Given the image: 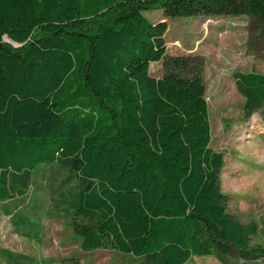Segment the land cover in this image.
<instances>
[{
	"label": "trees",
	"instance_id": "obj_1",
	"mask_svg": "<svg viewBox=\"0 0 264 264\" xmlns=\"http://www.w3.org/2000/svg\"><path fill=\"white\" fill-rule=\"evenodd\" d=\"M154 9L251 15L264 31V0H0V204L57 163L84 252L107 247L137 264L264 256L256 224L228 212L200 72L181 76L186 59L168 57L171 70L149 73L166 57L167 22L142 14ZM233 78L251 115L264 72Z\"/></svg>",
	"mask_w": 264,
	"mask_h": 264
},
{
	"label": "rangeland",
	"instance_id": "obj_2",
	"mask_svg": "<svg viewBox=\"0 0 264 264\" xmlns=\"http://www.w3.org/2000/svg\"><path fill=\"white\" fill-rule=\"evenodd\" d=\"M142 14L154 23L167 22L166 57L150 63L149 73L159 78L171 70L168 57L186 59L188 68L175 69L181 76L200 72L210 147L224 159L220 180L228 212L241 224L254 222L257 232L251 244L264 248V103L246 115L244 97L233 78L237 71L264 72V31L251 15L168 18L160 9ZM68 176L57 163L40 166L24 194L0 204V249L28 257L8 258L0 253V264H137L107 247L81 250L65 203ZM186 264L223 263L211 255L193 256ZM225 264H264V256L229 257Z\"/></svg>",
	"mask_w": 264,
	"mask_h": 264
},
{
	"label": "crops",
	"instance_id": "obj_3",
	"mask_svg": "<svg viewBox=\"0 0 264 264\" xmlns=\"http://www.w3.org/2000/svg\"><path fill=\"white\" fill-rule=\"evenodd\" d=\"M186 264V263H185Z\"/></svg>",
	"mask_w": 264,
	"mask_h": 264
}]
</instances>
